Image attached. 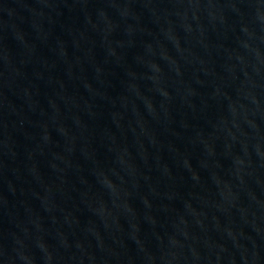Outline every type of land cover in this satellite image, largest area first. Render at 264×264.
I'll use <instances>...</instances> for the list:
<instances>
[{
	"label": "water",
	"instance_id": "1",
	"mask_svg": "<svg viewBox=\"0 0 264 264\" xmlns=\"http://www.w3.org/2000/svg\"><path fill=\"white\" fill-rule=\"evenodd\" d=\"M0 264H264V0H0Z\"/></svg>",
	"mask_w": 264,
	"mask_h": 264
}]
</instances>
